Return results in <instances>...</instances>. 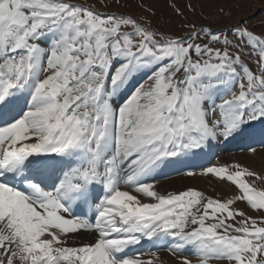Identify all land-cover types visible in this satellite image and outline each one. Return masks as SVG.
<instances>
[{"label":"snow or ice","instance_id":"snow-or-ice-1","mask_svg":"<svg viewBox=\"0 0 264 264\" xmlns=\"http://www.w3.org/2000/svg\"><path fill=\"white\" fill-rule=\"evenodd\" d=\"M169 7L181 35L0 0V264H264V175L193 164L264 123V32ZM168 167L237 194L158 190Z\"/></svg>","mask_w":264,"mask_h":264},{"label":"rangeland","instance_id":"rangeland-1","mask_svg":"<svg viewBox=\"0 0 264 264\" xmlns=\"http://www.w3.org/2000/svg\"><path fill=\"white\" fill-rule=\"evenodd\" d=\"M78 2L83 5L92 6L97 11L102 13H122L125 15H131L139 21H150L153 27L159 28L166 34L181 35L183 34V31H186V29L181 28L180 20L174 18V13L169 7V4L172 2V0H78ZM189 2H191L197 8L198 15L195 19L198 26L204 20L210 18L215 19L224 25L234 21L243 20L245 25L254 32H264V23H262V21H264V0H176L177 5L181 7ZM148 7L151 8V13L144 10ZM221 9H223V11H221ZM262 124L264 125V123H261V125ZM253 144V147L251 145H243V148L239 149L241 152H243V155H247L249 159H255L256 157L262 156L260 154H256L255 152L249 151L248 146L255 149L257 148L254 146L255 144ZM217 146L218 144L216 147ZM239 150L235 151L239 152ZM203 157L204 155H201L197 162H201ZM206 159H208V161L202 163L201 165L224 166V164L219 163L220 160L217 154H209ZM186 172V170H182L175 173L173 172L174 175H171L177 176ZM197 172L202 173L199 167L195 168V173ZM258 173L264 175V173H262L260 170ZM197 190L202 192L201 188H197ZM241 204L243 205L245 209L244 211H246L247 214L255 216V211L250 210L245 202H241Z\"/></svg>","mask_w":264,"mask_h":264},{"label":"bare ground","instance_id":"bare-ground-1","mask_svg":"<svg viewBox=\"0 0 264 264\" xmlns=\"http://www.w3.org/2000/svg\"><path fill=\"white\" fill-rule=\"evenodd\" d=\"M257 125H255L254 129L251 130L253 133L251 139L245 136L224 142L221 138V140L219 139L217 142H213V147H211L210 149H205V155L201 162H197V160L200 159L199 157H197L198 159L196 158L193 161V164L201 165L202 163L207 161L206 158L209 154H217L220 160L219 163L229 166L234 163H240L244 166L249 167L251 170H255L257 172L260 170L262 171V173H264V143H261V141L264 140V136L261 135V130H264V125ZM250 143L255 144H253L255 147H257L255 153L258 155H262L261 157L249 159L247 155L244 156L243 152L239 150L243 148V145L247 146ZM217 144L218 146L216 147ZM235 150H239V152ZM174 171L175 170H173L171 167L165 168L163 170V173L157 177L158 190L181 191L184 190L185 187H193L196 189L201 188L202 192L205 193L206 196L218 198L221 200L231 198L232 195L237 194V189L235 187H233L229 183H226L225 181L219 180L214 175L202 174L200 172H197L195 175L189 176L186 172L177 176H173ZM234 207L245 210L240 201H237ZM162 257L165 261V264H167V253H162Z\"/></svg>","mask_w":264,"mask_h":264}]
</instances>
